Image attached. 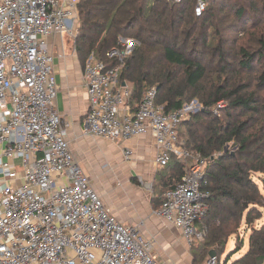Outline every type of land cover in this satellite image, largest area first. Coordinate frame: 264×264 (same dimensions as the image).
I'll use <instances>...</instances> for the list:
<instances>
[{
	"label": "built area",
	"instance_id": "obj_1",
	"mask_svg": "<svg viewBox=\"0 0 264 264\" xmlns=\"http://www.w3.org/2000/svg\"><path fill=\"white\" fill-rule=\"evenodd\" d=\"M79 1L0 0V264H163L154 242L106 207L72 151L56 109L49 36H76ZM209 1H196L197 15ZM134 46V39L122 38L119 47L107 52L115 61L111 65L95 52L87 58L85 131L111 141L151 132L157 168L172 156L185 162L182 179L164 192L157 214L180 228L191 245L207 234V226L198 223L208 211L210 195L209 161L188 148L178 130L195 102L166 113L153 87L133 110L132 84L120 78ZM124 155L130 158L133 150L126 148ZM206 264H217L216 256Z\"/></svg>",
	"mask_w": 264,
	"mask_h": 264
},
{
	"label": "trees",
	"instance_id": "obj_2",
	"mask_svg": "<svg viewBox=\"0 0 264 264\" xmlns=\"http://www.w3.org/2000/svg\"><path fill=\"white\" fill-rule=\"evenodd\" d=\"M196 1L80 0L77 55L83 66L92 52L111 65L107 52L132 38L120 80L132 84L133 110L153 87L166 113L192 100L203 105L178 126L186 146L209 161V208L198 223L207 234L191 244L193 264L211 250L223 254L233 235L243 243V222L251 233L239 261L263 264L264 223L255 222L264 215V178L262 190L253 173L264 174V0H210L201 15ZM220 102L225 106L215 111ZM161 169L160 205L185 162L172 156Z\"/></svg>",
	"mask_w": 264,
	"mask_h": 264
},
{
	"label": "crops",
	"instance_id": "obj_3",
	"mask_svg": "<svg viewBox=\"0 0 264 264\" xmlns=\"http://www.w3.org/2000/svg\"><path fill=\"white\" fill-rule=\"evenodd\" d=\"M49 43L58 85L56 109L67 126L70 147L90 183L123 224L133 225L154 242L157 258L163 264H193L190 245L181 229L157 214L158 176L162 169L155 164L157 146L153 134L147 132L129 141L87 134L90 100L75 37L55 33L49 36ZM128 147L133 150L130 158L124 155ZM13 162L22 181L21 160L16 158Z\"/></svg>",
	"mask_w": 264,
	"mask_h": 264
},
{
	"label": "rangeland",
	"instance_id": "obj_4",
	"mask_svg": "<svg viewBox=\"0 0 264 264\" xmlns=\"http://www.w3.org/2000/svg\"><path fill=\"white\" fill-rule=\"evenodd\" d=\"M192 103H194V108L190 111V115L203 111V109H204L203 105L197 100H192V101L188 102L186 105H191ZM224 106H225V104L223 102H220L219 105L217 106V108L215 109V111H218L219 108L224 107ZM183 130H184V127L182 126L180 128V133H181L182 136H183ZM182 138H184V136ZM226 149L227 150H231L232 152H235V150H236V148H234L231 144L229 146H227ZM216 154L219 155V153H216ZM253 177L259 183L260 188L263 190V184H262V180L261 179L264 178V174L253 173ZM262 212L264 214V209H263ZM262 223H264V215H263V217L260 220L255 222V224L257 226L261 225ZM250 233H251V230L247 229L246 224L243 222L242 226H241L240 233L238 234V236H239V238L241 237L244 242L237 244L236 243L237 235H233L228 241V244L226 246L225 252L223 254H221V255H218V253H216L217 254L216 255L217 262L220 263V264L241 263L239 260L247 252L248 247H249V235H250ZM197 244L198 243H196V245ZM191 248H192V246L190 245V249ZM191 254H192V252H191ZM207 259H208V256L205 258V260H204V262L202 264H206ZM174 260H177V261L180 262V259H178V258H174Z\"/></svg>",
	"mask_w": 264,
	"mask_h": 264
},
{
	"label": "water",
	"instance_id": "obj_5",
	"mask_svg": "<svg viewBox=\"0 0 264 264\" xmlns=\"http://www.w3.org/2000/svg\"><path fill=\"white\" fill-rule=\"evenodd\" d=\"M209 256L214 257L216 256V252L214 250H211L209 253Z\"/></svg>",
	"mask_w": 264,
	"mask_h": 264
}]
</instances>
